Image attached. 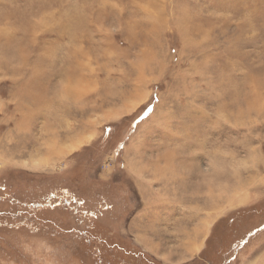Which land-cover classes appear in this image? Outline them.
Here are the masks:
<instances>
[{"label":"rangeland","instance_id":"374dc122","mask_svg":"<svg viewBox=\"0 0 264 264\" xmlns=\"http://www.w3.org/2000/svg\"><path fill=\"white\" fill-rule=\"evenodd\" d=\"M0 85V264H264V0H0Z\"/></svg>","mask_w":264,"mask_h":264},{"label":"trees","instance_id":"16d2710c","mask_svg":"<svg viewBox=\"0 0 264 264\" xmlns=\"http://www.w3.org/2000/svg\"><path fill=\"white\" fill-rule=\"evenodd\" d=\"M105 130H108V128H106ZM62 180L63 179H61L60 177H58V178L55 179L53 177H46V176H44L42 179L39 180L41 183L39 184L40 185V188H39V194H38V196H40L42 194V192L45 191V192H52L53 193L52 200H54V201L55 200L63 199L64 195H59L60 191H59V189L56 186V182H61ZM41 184L43 185V190H41ZM35 186H36V184H35ZM35 196H36V194H34V197ZM46 198L50 199L47 196H46ZM39 206H43V205L40 204ZM35 208L32 211H30L28 215H37V212H36L37 209H35ZM25 214H27V213H25ZM22 215H24V214H22ZM38 218L36 217L35 219L42 225L41 228H43L46 223H49L48 220H45L42 217H38ZM57 227H59V226H57ZM58 229H59L58 230L59 235H61V236H65L67 234V232H68V229H67V226L66 225L64 227L63 226H60ZM87 237L89 238V234H87ZM87 237L86 236L84 237V235H82L81 233L80 234H77L76 237L74 238V242H75L76 245H78V246H80L82 248H85V249H87L89 251H92V253H93V251L94 252H98V249L97 248H99V247L98 246H94L93 244H91V242L87 239ZM210 240H211V238H210V235H209V237H208V239L206 241V245L209 243ZM236 244H237V242H233V244L230 245V247L226 249L228 252H232V255H234L239 250L238 247H239L240 243H239L238 246ZM101 249L102 248H100L99 250H101ZM17 253H19V250H17ZM202 255H203V253H202ZM204 258H206V257H204ZM207 259H210V257L207 258ZM109 260L114 261L116 264H128L129 263V262H126L127 258H125V257L123 259H121L119 257L110 256L109 257ZM198 261H200V260H198ZM202 264H205L203 260H202Z\"/></svg>","mask_w":264,"mask_h":264},{"label":"snow or ice","instance_id":"6c2138e0","mask_svg":"<svg viewBox=\"0 0 264 264\" xmlns=\"http://www.w3.org/2000/svg\"><path fill=\"white\" fill-rule=\"evenodd\" d=\"M7 85H0V90L6 88ZM56 94L59 98H65L67 95H70L68 89L65 86H61L56 90ZM46 239V238H45Z\"/></svg>","mask_w":264,"mask_h":264},{"label":"crops","instance_id":"0c3cea01","mask_svg":"<svg viewBox=\"0 0 264 264\" xmlns=\"http://www.w3.org/2000/svg\"><path fill=\"white\" fill-rule=\"evenodd\" d=\"M147 252H149V253H150V251H149V250H147Z\"/></svg>","mask_w":264,"mask_h":264}]
</instances>
